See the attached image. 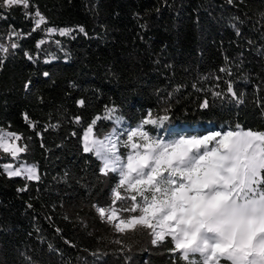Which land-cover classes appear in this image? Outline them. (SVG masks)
<instances>
[{
    "label": "trees",
    "instance_id": "obj_1",
    "mask_svg": "<svg viewBox=\"0 0 264 264\" xmlns=\"http://www.w3.org/2000/svg\"><path fill=\"white\" fill-rule=\"evenodd\" d=\"M36 9L46 23L33 31ZM0 43V129L21 134L19 158L40 177H9L13 159L0 151V264H202L170 251V238L153 245L148 230L118 233L100 218L93 205L111 203L119 177L100 173L82 137L97 116L102 138L149 112L170 116L143 126L166 140L236 124L264 131V0H30L0 8Z\"/></svg>",
    "mask_w": 264,
    "mask_h": 264
},
{
    "label": "snow or ice",
    "instance_id": "obj_2",
    "mask_svg": "<svg viewBox=\"0 0 264 264\" xmlns=\"http://www.w3.org/2000/svg\"><path fill=\"white\" fill-rule=\"evenodd\" d=\"M233 2L228 0L230 4ZM29 3L30 0H0V8L27 9ZM33 19V31L46 23L38 9ZM44 31L58 32L63 37L73 29L47 27ZM78 31L87 35L83 26H78ZM43 42L39 41L37 47ZM17 46L13 42L8 47ZM8 47L0 43V53H7ZM30 83L25 84V90ZM227 91L242 103L231 83ZM200 107L208 108L209 101L205 99ZM164 110L167 113L170 109ZM24 118L31 124L27 114ZM99 119L97 116L87 126L82 137L83 151L93 153L102 162V175L111 172L119 177L112 189L111 203L93 205L102 220L113 225L118 233L146 229L153 237V245L170 238L173 242L170 251L179 252L185 260L190 261V256L198 254L202 264H221L222 260L230 264H264V131L244 129L236 124L223 131L176 134L175 138L166 140L154 138L143 126H162L170 116L152 118L149 112L141 125L127 133L113 129L102 138H93ZM123 136L126 141L122 146L129 151L121 153ZM20 140L21 134L0 129V149L13 160L26 151V145L17 146ZM2 167L9 177L40 179L35 165L21 163L14 167L5 163ZM117 202H122L119 207Z\"/></svg>",
    "mask_w": 264,
    "mask_h": 264
},
{
    "label": "rangeland",
    "instance_id": "obj_3",
    "mask_svg": "<svg viewBox=\"0 0 264 264\" xmlns=\"http://www.w3.org/2000/svg\"><path fill=\"white\" fill-rule=\"evenodd\" d=\"M216 131H222V130H219V129H218V130H216ZM5 132H8V131H5ZM93 138H96V137L93 135ZM16 143H17V146H19V145H18V142H16ZM0 151H3V150L0 149ZM20 154H21V153H20ZM20 154H19V156H20ZM19 156H18L17 159H15V160H13V161H10V162H8V163H12L14 167H16L17 165H20L21 163H23L24 165H27V166H33V164H27V163L23 162V161L21 160V158H19ZM36 169H37V174L39 175L38 168L36 167ZM21 177H24V176L22 175ZM221 262H222V261H221Z\"/></svg>",
    "mask_w": 264,
    "mask_h": 264
}]
</instances>
